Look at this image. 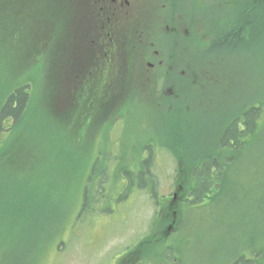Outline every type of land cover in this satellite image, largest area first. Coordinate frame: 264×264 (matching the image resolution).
<instances>
[{"label":"rangeland","instance_id":"obj_1","mask_svg":"<svg viewBox=\"0 0 264 264\" xmlns=\"http://www.w3.org/2000/svg\"><path fill=\"white\" fill-rule=\"evenodd\" d=\"M216 1L185 0L183 8L205 22L194 26L195 41L182 51V63L196 58V65L201 63L202 51L211 37L203 32L208 25L218 24V14L232 10L229 6L223 10L218 4L214 6ZM258 9L262 12L264 4ZM260 11L252 17L253 29L246 28L241 34L240 38L248 41L245 48L225 56L226 64L247 65L250 79L235 82L238 92L242 90L241 98L246 96L248 85H252L246 89L249 94L256 90L264 95V27L259 24L263 20ZM44 49L48 53L49 47ZM10 55L0 53V74L10 80L11 87L29 85L35 99L32 110L39 114L31 115L25 140L20 143L14 138L0 166V213L2 197L13 186L23 184L26 190H32L25 200L28 207L15 206L5 222L0 220V264H125L122 259L126 250L154 230L158 204L173 192L176 160L163 147L192 150L207 137L201 138L198 129V137L193 140L187 117L182 122L177 113L167 117L157 113L145 97V89L136 84L137 95L123 105L121 117L105 132L95 133L84 146V129L92 113L81 114L84 125L76 132L51 119V113L40 111L37 97L49 64L47 54L33 56L29 67L16 72H10ZM75 66L73 60L69 68L75 70ZM206 75L208 72L200 76L206 79ZM7 83L3 79L0 87ZM96 90L101 97L107 89ZM116 90L112 84L110 96ZM64 102L63 93L49 108L54 114L62 113ZM258 123L248 146L234 166L224 172V183L215 196L198 204H190L189 194L178 199L181 214L176 215V228L165 242L167 255L163 248V257L168 258L162 257L160 248H153L135 264H232L240 251H248L250 246L264 253V108ZM206 133L212 132L207 129ZM0 134L4 144L14 137L13 130ZM147 140H151L148 150L144 147ZM149 151L151 159L145 165ZM35 157L39 163L33 165ZM33 194L36 201L30 207ZM2 229L8 231L6 238ZM13 230L19 234L15 236Z\"/></svg>","mask_w":264,"mask_h":264},{"label":"trees","instance_id":"obj_2","mask_svg":"<svg viewBox=\"0 0 264 264\" xmlns=\"http://www.w3.org/2000/svg\"><path fill=\"white\" fill-rule=\"evenodd\" d=\"M78 1L0 0V53H12L10 56L13 64L10 72H16L15 69H22L25 66L24 69H26L29 67L27 64L34 61L31 58L41 52L47 54L49 64L37 97L41 103L40 111L51 113V119L65 129L71 127L73 128L71 130L76 132L77 128L79 131L84 125L85 117L81 114L92 113L93 118L84 129V140L82 141V144L87 146L95 133L99 130L105 132L117 118L121 117L123 105L132 101L134 95H137V89H134L135 86L120 83L118 75L107 86L82 88L75 82V75L68 72L70 70L68 67L74 60L75 39L72 35H74V28L80 13ZM250 1L247 0L243 4L241 13L236 15V18L243 16L245 19L243 23L240 24L238 18L234 19V14L229 12L225 15L231 18L229 22L219 20L217 25L203 32L211 35L209 45L201 55L206 60L199 59L201 63L198 65H196L197 58L194 61L191 60L192 62L188 60L183 63L190 67L193 72L192 77L180 78L177 86L173 87L172 94H163L164 88L157 93L152 90V95L157 97L151 104L157 113L160 112L164 117L177 113V119L182 122V118L187 117L189 129L194 135L193 140L198 137L195 133L198 129L202 131L201 138L207 137V141L200 140V146L192 150L180 146L174 147V145L163 147L170 151L176 160L174 182L177 192L180 193L179 197L182 198L189 194L190 204H198L205 199L212 198L215 192L218 193L221 190L224 183V172L234 166L239 154L248 146L259 127L258 120L264 108V95L262 97L261 94L256 93V90L249 94L246 89L252 85H248L245 88L246 96L241 98L242 90L238 92L235 82L237 79H250L245 70L247 65L226 64L225 60L226 55L237 52L240 47L243 50L248 43L244 37L240 38L241 34L243 31L246 33V28L253 29L254 12L260 11L259 5L264 4V0H252V3ZM249 3L251 6L254 4L255 7L252 13L246 11L250 8L247 7ZM259 15L263 19L259 24L264 27V9ZM196 40L200 41V38ZM45 47H49L48 53ZM214 69L218 71H212ZM207 72L206 77L210 79H202L203 76L200 75ZM4 77V74L2 76L0 74V83L3 79L8 80L6 86L0 87V96H3L0 101V132L13 130L14 137L8 144H4L0 139V166L2 161L7 159L8 146L14 142V138L17 137L20 143L25 140V132L30 127L27 128V122L32 119L31 115L39 114L32 110L35 99L34 93L29 90V85L22 83V86L11 87L10 80ZM112 84L118 90L113 92L116 94L112 93L110 96L109 88ZM99 87L107 89L101 97L99 91L96 90ZM63 93L65 102L62 106L66 109L62 113L54 114L49 106L51 104L53 106L54 99L57 97L62 98ZM148 96L147 92L145 97L148 98ZM102 99H108L111 103L108 106L100 105ZM207 129L212 133L205 134ZM150 142L151 140L145 142L147 150L151 149ZM151 151H149L147 160L145 159V165L151 159ZM37 163L39 161L35 157L33 165ZM26 189V185L18 184L12 187L10 193L3 195L1 221L5 222V219L10 217L15 206L21 209L24 206L28 207L25 200L32 190L28 189V193ZM150 194L155 195L153 190ZM30 199L31 207L36 201V195L33 194ZM175 203L172 200L168 202L166 199L159 202L161 207L155 215L157 221L154 224V230L145 234L128 249V253L122 259L123 262L126 257H132L131 260L137 259L133 258L136 256L144 258L156 248H160L163 254L166 241L164 229L171 222L172 208L177 209ZM177 210L181 213L180 209ZM16 232L19 234L18 230H13L15 236ZM7 236L8 231L3 230V238ZM165 250L167 248L164 249V253ZM260 256H263V259H259ZM254 261L257 262L256 264H264L262 250L259 252L257 250L240 251L232 264H253Z\"/></svg>","mask_w":264,"mask_h":264},{"label":"flooded vegetation","instance_id":"obj_3","mask_svg":"<svg viewBox=\"0 0 264 264\" xmlns=\"http://www.w3.org/2000/svg\"><path fill=\"white\" fill-rule=\"evenodd\" d=\"M246 1L217 0L214 6L218 4L222 10L229 6L235 19ZM184 3L185 0H79L80 13L72 35L75 82L82 88L107 86L118 75L120 83L139 84L155 93L164 88L163 94H172L180 78L193 76L190 67L181 62L180 54L191 46L194 26L205 22L189 14ZM251 3L247 5L248 13L255 8ZM225 15L219 14L218 22H229L231 18ZM237 18L240 24L245 21L242 15ZM109 101L102 99L100 105L108 106ZM176 187L174 184L170 196L175 200L180 199Z\"/></svg>","mask_w":264,"mask_h":264}]
</instances>
